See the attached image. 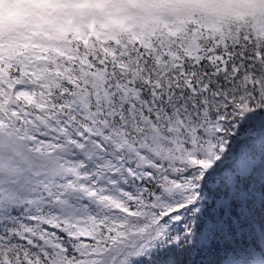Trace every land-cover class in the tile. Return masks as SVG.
I'll list each match as a JSON object with an SVG mask.
<instances>
[{"label":"snow or ice","instance_id":"snow-or-ice-1","mask_svg":"<svg viewBox=\"0 0 264 264\" xmlns=\"http://www.w3.org/2000/svg\"><path fill=\"white\" fill-rule=\"evenodd\" d=\"M0 64V264H264V46Z\"/></svg>","mask_w":264,"mask_h":264},{"label":"rangeland","instance_id":"rangeland-1","mask_svg":"<svg viewBox=\"0 0 264 264\" xmlns=\"http://www.w3.org/2000/svg\"><path fill=\"white\" fill-rule=\"evenodd\" d=\"M264 0H0V64L38 67L39 77L59 71L65 61L75 63L86 56L84 36L102 27L105 40L126 35L147 42L155 36L168 46L179 34L189 41L204 39L217 46L226 15L256 14ZM236 8V9H233ZM156 20H159L157 23ZM164 22V23H162ZM156 24V25H155ZM170 30H164V28ZM168 34H166V33ZM101 37V36H100ZM81 38V42L78 41ZM101 40L98 36H95ZM81 43V44H80ZM163 47L161 48V51ZM206 49H203L205 51ZM152 49L151 52H156ZM52 69V70H49Z\"/></svg>","mask_w":264,"mask_h":264},{"label":"trees","instance_id":"trees-1","mask_svg":"<svg viewBox=\"0 0 264 264\" xmlns=\"http://www.w3.org/2000/svg\"><path fill=\"white\" fill-rule=\"evenodd\" d=\"M227 26L230 27V29H229L230 31L234 29V27L232 25H230L229 21H226V24H225L224 29H226ZM244 32L246 34H248V35H252L253 36L254 29L251 28V27H249V28L244 29ZM184 46L185 45H183V43L176 42V44L172 48H169L167 50V52H169V50H173L174 49L173 50L174 55H172V56L175 57V56H177L181 52L184 53ZM257 46H264V38H260L259 42L257 43ZM122 50H123V53H120L122 55H127V54H129V53H131L133 51L132 50V47L129 46V45H127V44H125V43L122 46ZM97 53H103V54H105L104 53V50L103 51L102 50L101 51H97V52L95 50H93L91 55H95ZM109 54H110V51H108V54L107 55H109Z\"/></svg>","mask_w":264,"mask_h":264}]
</instances>
